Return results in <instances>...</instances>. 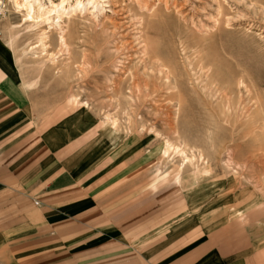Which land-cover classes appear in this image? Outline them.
I'll use <instances>...</instances> for the list:
<instances>
[{
    "label": "rangeland",
    "instance_id": "374dc122",
    "mask_svg": "<svg viewBox=\"0 0 264 264\" xmlns=\"http://www.w3.org/2000/svg\"><path fill=\"white\" fill-rule=\"evenodd\" d=\"M103 7L99 17L90 8L65 18L62 48L47 23L35 25L13 0H0V38L36 116L48 125L79 114L108 161L154 158L176 185L264 207V0H104ZM157 62L168 64L169 81ZM167 140L187 144L194 161L163 157Z\"/></svg>",
    "mask_w": 264,
    "mask_h": 264
},
{
    "label": "crops",
    "instance_id": "0c3cea01",
    "mask_svg": "<svg viewBox=\"0 0 264 264\" xmlns=\"http://www.w3.org/2000/svg\"><path fill=\"white\" fill-rule=\"evenodd\" d=\"M11 64L0 38V264H264L263 206L108 161L81 115L37 117Z\"/></svg>",
    "mask_w": 264,
    "mask_h": 264
},
{
    "label": "bare ground",
    "instance_id": "6f19581e",
    "mask_svg": "<svg viewBox=\"0 0 264 264\" xmlns=\"http://www.w3.org/2000/svg\"><path fill=\"white\" fill-rule=\"evenodd\" d=\"M46 1L47 2L44 3V1L42 2V0H13L15 6L20 11H22L24 13V17L27 21H30V22L34 23L35 25H38V26L41 24L47 23L49 25V27H51L56 32L58 39H59V44L62 48H65V46H66V41H65V31L66 30H65V27L63 26V24H64L63 20L65 18H69L70 16L76 15V13H79V14L87 13V12H89L90 8L93 9V11L91 13L92 14L96 13L97 17L102 15L103 11H104V9H103L104 8L103 7V1L104 0H85V1H82V0H46ZM56 1H58V2L56 3ZM45 38H46V34L41 33L39 36L40 42L42 43L43 40H45ZM42 47H44L43 44H42ZM147 49H148L147 46L144 47V51L146 50L144 53H146V55H147ZM186 61H187V59H186ZM202 62L203 61H201V60L199 62V70L201 73L204 70L203 69L204 65H202ZM157 63H158V65H156V67L158 69V73L162 74V76H164L165 79L167 81H169L171 73H170V68H169L168 64L165 65V64H163V62L162 63L157 62ZM188 63H190V62H188ZM241 78L242 77H240V79ZM197 80L196 79L194 80L195 84L198 83ZM242 80H243V78H242ZM242 80H240L238 82V85L241 86L245 90V92L247 93V98L246 97L245 98L247 100H251L250 90H249L248 86H246V84H244V81H242ZM199 86H201V89L203 90L202 92L205 93L207 90L206 85H203V82H201ZM175 90H177V91L175 92L174 96L177 97L175 100H177V104L179 106L180 104H182V102H181L182 100L180 101L182 92H181V89H179V88H177ZM211 91H212V89H211ZM227 95H229V94H227ZM230 98H226V100L223 98L225 108L231 106V101H230L231 99ZM109 120H110V118H109ZM110 122H111L112 126H116V124H117L115 119L114 120L111 119ZM187 151H189L190 156L187 155ZM174 155L175 156L179 155V157L183 158L182 161H187L189 163L194 161V157H195L194 150L192 148L188 147L187 144L182 143V144L176 145L172 141L167 140L165 143V148H164V152H163L162 156L171 158ZM198 157L201 161H203L202 155H198Z\"/></svg>",
    "mask_w": 264,
    "mask_h": 264
},
{
    "label": "built area",
    "instance_id": "2783aa9c",
    "mask_svg": "<svg viewBox=\"0 0 264 264\" xmlns=\"http://www.w3.org/2000/svg\"><path fill=\"white\" fill-rule=\"evenodd\" d=\"M0 36H1V31H0Z\"/></svg>",
    "mask_w": 264,
    "mask_h": 264
}]
</instances>
